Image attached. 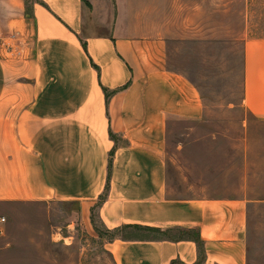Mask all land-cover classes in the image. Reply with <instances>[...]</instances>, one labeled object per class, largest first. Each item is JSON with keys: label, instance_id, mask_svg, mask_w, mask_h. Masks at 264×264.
Returning a JSON list of instances; mask_svg holds the SVG:
<instances>
[{"label": "crops", "instance_id": "obj_1", "mask_svg": "<svg viewBox=\"0 0 264 264\" xmlns=\"http://www.w3.org/2000/svg\"><path fill=\"white\" fill-rule=\"evenodd\" d=\"M102 15L97 0H0V217L67 203L87 232L94 210L108 230L154 229L106 241L114 264H247L249 199L171 194L169 120L202 116L198 89L162 37ZM242 105L264 121V36L243 42Z\"/></svg>", "mask_w": 264, "mask_h": 264}, {"label": "rangeland", "instance_id": "obj_2", "mask_svg": "<svg viewBox=\"0 0 264 264\" xmlns=\"http://www.w3.org/2000/svg\"><path fill=\"white\" fill-rule=\"evenodd\" d=\"M97 3L110 24L119 18L122 30L134 27L131 35L162 37L166 66L186 75L201 95L200 118L169 120L171 194L249 199L247 264H264V121L242 105L243 42L264 36V0ZM72 208L67 203L6 207L0 236L7 245L0 253L3 264H114L103 248L110 235L95 210L87 232L73 218ZM55 231L57 243L51 241ZM69 235L74 237L70 247L62 239Z\"/></svg>", "mask_w": 264, "mask_h": 264}, {"label": "trees", "instance_id": "obj_3", "mask_svg": "<svg viewBox=\"0 0 264 264\" xmlns=\"http://www.w3.org/2000/svg\"><path fill=\"white\" fill-rule=\"evenodd\" d=\"M92 214H93V212H92ZM92 222H93V224H94V220H93V218H92ZM94 229H95V231L97 232V234H98V236H100L101 237V235H103L102 234V232H99V230L97 229V227L94 225ZM126 229H136V230H154V229H150V228H146V227H142V226H123V227H121V228H119V229H114V230H108V229H106L105 228V234L106 235H110V240L111 239H113V238H115V237H121V238H124V237H126V233H123L124 232V230H126ZM158 231V230H157ZM196 241L198 242L199 240H197L196 239Z\"/></svg>", "mask_w": 264, "mask_h": 264}, {"label": "built area", "instance_id": "obj_4", "mask_svg": "<svg viewBox=\"0 0 264 264\" xmlns=\"http://www.w3.org/2000/svg\"><path fill=\"white\" fill-rule=\"evenodd\" d=\"M3 222H5V218L0 217V224L3 223ZM0 233H1V230H0Z\"/></svg>", "mask_w": 264, "mask_h": 264}]
</instances>
